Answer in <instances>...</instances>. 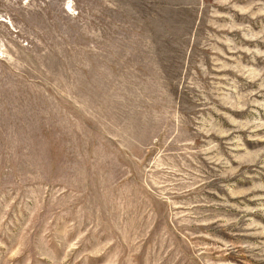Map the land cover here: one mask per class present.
Returning <instances> with one entry per match:
<instances>
[{
  "label": "rangeland",
  "instance_id": "rangeland-1",
  "mask_svg": "<svg viewBox=\"0 0 264 264\" xmlns=\"http://www.w3.org/2000/svg\"><path fill=\"white\" fill-rule=\"evenodd\" d=\"M0 264H264V0H0Z\"/></svg>",
  "mask_w": 264,
  "mask_h": 264
}]
</instances>
